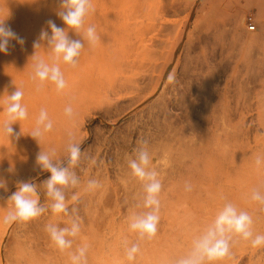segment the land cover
Listing matches in <instances>:
<instances>
[{"label":"rangeland","instance_id":"obj_1","mask_svg":"<svg viewBox=\"0 0 264 264\" xmlns=\"http://www.w3.org/2000/svg\"><path fill=\"white\" fill-rule=\"evenodd\" d=\"M92 4L86 26L94 25L100 39L93 46L85 41L76 67L61 63L67 87L58 92L33 79L32 56L41 29L51 35L48 20L66 27L56 15L60 0H0V20L24 40H11L7 54L0 53V125L4 100L15 87L23 90L28 111L26 120L12 125L18 139L0 130V179L7 185L0 189V264H71L69 254L85 244L87 264H175L227 202L252 216L254 235H264V204L251 199L255 189L264 193V163H255L264 156V0ZM42 43L36 57L51 63ZM69 105L71 118L64 112ZM42 108L53 128L39 145L29 134ZM69 142L81 146L75 167L67 159ZM142 142L162 188L157 233L140 240L129 221L148 211L146 193L128 161ZM41 149H55V160L79 177V185L66 190L68 215L49 207L43 181L50 173L36 165ZM90 179L100 187L89 190ZM19 182L35 183L47 210L5 224L8 197ZM75 217L80 233L62 252L46 225L70 227ZM234 240L231 256L213 264H264V246ZM133 244L140 250L129 261L126 249Z\"/></svg>","mask_w":264,"mask_h":264},{"label":"clouds","instance_id":"obj_2","mask_svg":"<svg viewBox=\"0 0 264 264\" xmlns=\"http://www.w3.org/2000/svg\"><path fill=\"white\" fill-rule=\"evenodd\" d=\"M95 9L92 0H60L59 10L56 15L63 21L66 27H59L52 20H48L47 26L51 30L49 32L41 29L39 37L33 42L35 54L32 58L35 60L33 64V79L40 82V86L45 83H51L56 90L62 91L67 87L64 73L61 70V63L76 67L78 57L81 50L85 46V41L89 46L95 45L100 39L94 25H87L88 16L94 13ZM69 32H74L82 39H72ZM16 40L23 45V38L19 37L10 26L6 25L5 19L0 20V53L7 54L9 42ZM46 42V47L51 50V63L43 58L36 57V49L41 48ZM169 84L176 82L175 74L169 73L167 76ZM24 92L21 88L15 87V90L8 94L4 100V120L0 125V130L10 138H19L21 133H17L12 125L16 122L26 120L28 111L22 103ZM65 115L71 118L73 116V108L71 105L64 109ZM53 123L48 117L46 109H41L35 121V127L30 132V136L40 145L44 135L50 132ZM68 161L71 167H75L81 158V146L77 143L69 142L67 145ZM55 149L40 150L36 155V165L41 171L49 172L50 176L43 181L46 188V195L52 203L49 205L53 213H64L68 215L69 209L66 203V190L75 188L79 185L80 180L75 171L69 167L60 165V161L55 160ZM255 163L260 166L264 163V156H257ZM151 157L146 147V142H142L141 146L136 150L135 158L129 159L128 166L131 174L143 182L144 197L143 207L148 209L140 214H133L130 217L129 228L138 235L140 240L145 238L152 239L157 233V225L159 222L160 200L158 195L161 191L162 184L157 178L158 173L150 168ZM89 190L100 187L99 181L90 179L87 182ZM0 189L7 191L6 182L0 179ZM186 190H190V185H186ZM77 199L76 195L72 196V200ZM251 199L253 201L264 204V193L255 189L252 192ZM12 206L7 210L2 220L5 224L13 222H28L41 216L47 209L41 204L37 185L32 182H19L17 190L8 197ZM75 210L73 209V212ZM253 218L243 210H239L231 202L224 204L222 210L216 215L215 219L208 224L206 229L196 237L192 242L190 251L178 258L175 264H213L215 261H221L231 256V247L235 243L234 237H239L245 241H250L252 247L264 246V235L255 234L253 232ZM45 230L50 236V240L60 250L65 251L71 249L73 239L80 233V220L75 217L70 227H58L55 224L46 225ZM139 244H133L126 249L127 259L132 261L135 259L136 253L139 252ZM88 246L76 249L71 252V264H87Z\"/></svg>","mask_w":264,"mask_h":264},{"label":"built area","instance_id":"obj_3","mask_svg":"<svg viewBox=\"0 0 264 264\" xmlns=\"http://www.w3.org/2000/svg\"><path fill=\"white\" fill-rule=\"evenodd\" d=\"M247 17H248V28H249L250 30L255 29V28H256V22H255V19H254L252 16H250V15H248Z\"/></svg>","mask_w":264,"mask_h":264},{"label":"bare ground","instance_id":"obj_4","mask_svg":"<svg viewBox=\"0 0 264 264\" xmlns=\"http://www.w3.org/2000/svg\"><path fill=\"white\" fill-rule=\"evenodd\" d=\"M53 21H55V23H56V21H57L56 18H53Z\"/></svg>","mask_w":264,"mask_h":264}]
</instances>
